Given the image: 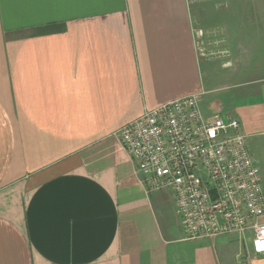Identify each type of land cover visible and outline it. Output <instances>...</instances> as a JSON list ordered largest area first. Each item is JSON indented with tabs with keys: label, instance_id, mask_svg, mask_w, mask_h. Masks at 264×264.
Segmentation results:
<instances>
[{
	"label": "crops",
	"instance_id": "obj_1",
	"mask_svg": "<svg viewBox=\"0 0 264 264\" xmlns=\"http://www.w3.org/2000/svg\"><path fill=\"white\" fill-rule=\"evenodd\" d=\"M193 20L186 0L0 9V264H264L250 232L186 239L172 191L115 136L202 94ZM224 88L203 116L224 111L264 154V76Z\"/></svg>",
	"mask_w": 264,
	"mask_h": 264
},
{
	"label": "built area",
	"instance_id": "obj_2",
	"mask_svg": "<svg viewBox=\"0 0 264 264\" xmlns=\"http://www.w3.org/2000/svg\"><path fill=\"white\" fill-rule=\"evenodd\" d=\"M201 94L145 110L115 136L152 191L169 189L188 240L250 232L264 256L260 171L235 119L203 116Z\"/></svg>",
	"mask_w": 264,
	"mask_h": 264
},
{
	"label": "rangeland",
	"instance_id": "obj_3",
	"mask_svg": "<svg viewBox=\"0 0 264 264\" xmlns=\"http://www.w3.org/2000/svg\"><path fill=\"white\" fill-rule=\"evenodd\" d=\"M194 18L204 82L200 109L208 115L233 91L228 84L264 76V0H186ZM234 74L233 78L228 75ZM228 76V77H226ZM222 111L221 116L225 117ZM260 170L264 192V154L247 145ZM250 146V147H249Z\"/></svg>",
	"mask_w": 264,
	"mask_h": 264
},
{
	"label": "snow or ice",
	"instance_id": "obj_4",
	"mask_svg": "<svg viewBox=\"0 0 264 264\" xmlns=\"http://www.w3.org/2000/svg\"><path fill=\"white\" fill-rule=\"evenodd\" d=\"M93 0H0V9L10 5L21 15H28L52 9H73L89 6Z\"/></svg>",
	"mask_w": 264,
	"mask_h": 264
}]
</instances>
